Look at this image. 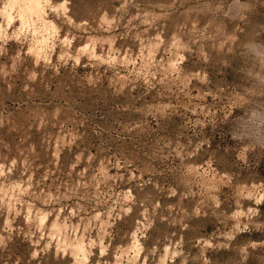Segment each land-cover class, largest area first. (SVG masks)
<instances>
[{
    "label": "rangeland",
    "instance_id": "rangeland-1",
    "mask_svg": "<svg viewBox=\"0 0 264 264\" xmlns=\"http://www.w3.org/2000/svg\"><path fill=\"white\" fill-rule=\"evenodd\" d=\"M0 264H264V0H0Z\"/></svg>",
    "mask_w": 264,
    "mask_h": 264
},
{
    "label": "bare ground",
    "instance_id": "bare-ground-1",
    "mask_svg": "<svg viewBox=\"0 0 264 264\" xmlns=\"http://www.w3.org/2000/svg\"><path fill=\"white\" fill-rule=\"evenodd\" d=\"M44 215V214H43ZM81 244H82V242H81ZM81 246V245H80ZM78 247V246H77ZM79 248V247H78ZM80 248H82V247H80ZM76 250V249H75ZM79 251H81L82 252V250H84V249H82V250H80V249H78ZM77 251V250H76ZM83 253V252H82Z\"/></svg>",
    "mask_w": 264,
    "mask_h": 264
}]
</instances>
